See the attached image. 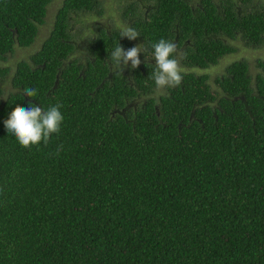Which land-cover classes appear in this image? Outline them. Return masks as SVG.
Returning a JSON list of instances; mask_svg holds the SVG:
<instances>
[{"label":"trees","instance_id":"obj_1","mask_svg":"<svg viewBox=\"0 0 264 264\" xmlns=\"http://www.w3.org/2000/svg\"><path fill=\"white\" fill-rule=\"evenodd\" d=\"M50 3L0 0V264H264V61L254 76L227 65L215 89L201 73L232 42L264 46V1L120 0L140 36L98 23L80 44L74 27L101 18L102 1L62 0L40 47L6 66L33 47ZM161 38L184 71L158 95ZM118 43L142 45L136 69H115ZM57 103L47 145L25 149L4 127L17 106Z\"/></svg>","mask_w":264,"mask_h":264},{"label":"clouds","instance_id":"obj_2","mask_svg":"<svg viewBox=\"0 0 264 264\" xmlns=\"http://www.w3.org/2000/svg\"><path fill=\"white\" fill-rule=\"evenodd\" d=\"M138 36H140L139 32L131 26L124 27L120 32V37L127 38L129 41L135 40ZM152 49L155 68L151 79L154 81L156 93L162 95L165 89L181 85L184 70L176 58L179 49L174 41L161 38L152 44ZM141 52H143L142 45L125 50L118 43L111 52V61L119 73L129 65V62L131 68L136 69L141 64L139 58ZM37 92L35 88H27L23 94L33 98L37 96ZM61 108L62 105L59 103L50 106L47 110L31 104L27 108L17 106L4 121V127L25 149L31 150L33 146L47 145L51 136L61 131L64 121ZM62 148L63 145L57 148V155Z\"/></svg>","mask_w":264,"mask_h":264},{"label":"rangeland","instance_id":"obj_3","mask_svg":"<svg viewBox=\"0 0 264 264\" xmlns=\"http://www.w3.org/2000/svg\"><path fill=\"white\" fill-rule=\"evenodd\" d=\"M103 15L101 18H97L94 16L83 15L79 18L78 24L74 28L82 27V33L79 36V40H81L80 44H83L90 37L89 32L93 29V27L100 24H109L124 28L123 23L121 22V18L118 12L115 10V6H117V1L119 4L120 0H101ZM264 1V0H263ZM62 0H51V3L48 8V14L46 18V24L40 28V33L38 38L30 49H16L12 55H8L6 66H9L14 69L17 62L27 59V57L34 52L37 48L40 47L41 41L48 35L50 28L53 23L54 16L61 5ZM233 46L236 48V53L228 55L226 58L221 60L217 66L210 67L205 71H201V73H205L209 77V84L212 89H215L214 79L224 73V70L227 65L239 61L244 60L247 62L250 68V73L254 76L256 72L259 71L257 67V61H264V46L260 48H247L242 44L237 42H232ZM82 51V50H81Z\"/></svg>","mask_w":264,"mask_h":264}]
</instances>
